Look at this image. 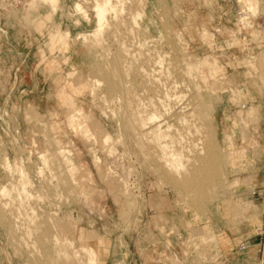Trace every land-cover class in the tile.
<instances>
[{"label": "rangeland", "instance_id": "rangeland-1", "mask_svg": "<svg viewBox=\"0 0 264 264\" xmlns=\"http://www.w3.org/2000/svg\"><path fill=\"white\" fill-rule=\"evenodd\" d=\"M246 1L81 0L87 19L0 0V264H261L264 203L243 194L264 182V0Z\"/></svg>", "mask_w": 264, "mask_h": 264}, {"label": "bare ground", "instance_id": "bare-ground-1", "mask_svg": "<svg viewBox=\"0 0 264 264\" xmlns=\"http://www.w3.org/2000/svg\"><path fill=\"white\" fill-rule=\"evenodd\" d=\"M44 2H47L49 5H50V7L52 8V11L51 12H55L56 10H58L57 8H58V4H59V0H43ZM85 1V0H84ZM102 1L103 0H95V4H94V7H93V11H94V13H95V17L97 16V17H104L105 16V14H106V10L104 9V7H106V5L108 4V3H110L111 5H113V0H106V2H105V4L104 3H102ZM115 1H118V0H115ZM244 1H246V0H244ZM97 2V3H96ZM243 2V1H242ZM32 4V3H31ZM62 4V3H61ZM60 4V5H61ZM74 4V3H73ZM244 4H248L247 3V1H246V3H244ZM249 7V9L248 10H250V11H252V13H253V10H254V7H253V5H248ZM63 7V6H62ZM247 7V6H246ZM70 8H71V6H70ZM70 8H68V9H70ZM27 9H28V7H27ZM61 9V8H60ZM59 9V10H60ZM51 10V9H50ZM246 10H247V8H246ZM74 11H75V14H76V12L78 13V15H83V17L84 18H87V19H89V16H88V13H87V11H86V9H85V7H84V5H83V2H81V0H80V2H76L75 3V6H74ZM245 12V11H244ZM243 12V13H244ZM53 14H55V13H53ZM58 14V13H57ZM71 14V13H70ZM143 14V13H142ZM248 13L247 12H245L243 15H242V19H245V18H247L246 17V15H247ZM69 15V14H68ZM94 15V14H93ZM139 15H140V17H141V13H139ZM139 15H138V21L137 22H139V20H140V17H139ZM71 16V15H70ZM74 18V17H73ZM72 18V19H73ZM68 19V18H67ZM70 19V18H69ZM71 20V19H70ZM246 20V19H245ZM99 85L101 84V82H100V80H97L96 81ZM69 100V99H68ZM73 113H81V110L80 109H78V110H76L75 109V111L73 112ZM155 119H156V116L155 115H153L152 117H150L149 119H148V121H155ZM161 126L160 125H158V128H160ZM159 131V130H158ZM33 143V142H32ZM5 163L7 164V166L9 165V162H7L8 160L7 159H5ZM9 167H11V165H9ZM42 171V170H41ZM40 171V172H41ZM22 178H25L24 177V175H23V177ZM5 189H7L8 187L9 188H11L12 186H9V185H4L3 186ZM15 187V186H14ZM23 188H24V186H22ZM25 190V189H24ZM24 192V191H23ZM22 192V193H23ZM26 193V192H25ZM25 195V194H24Z\"/></svg>", "mask_w": 264, "mask_h": 264}, {"label": "crops", "instance_id": "crops-1", "mask_svg": "<svg viewBox=\"0 0 264 264\" xmlns=\"http://www.w3.org/2000/svg\"><path fill=\"white\" fill-rule=\"evenodd\" d=\"M254 9H255V11H256V5H255V2H254ZM243 14V13H242ZM241 14V15H242ZM254 14V13H253ZM241 15H240V18H241ZM264 19V18H263ZM3 31L4 32H6L4 29H3ZM37 41L35 40V41H33V48H35L36 47V45L34 44V43H36ZM38 48V47H37ZM40 51H38V50H34L33 49V51H30L29 52V56H31V57H33V59H34V61L35 62H33L32 63V66H31V69H30V72H31V74L33 75V76H35V78H37L36 79V82L35 83H33V86H32V88L33 89H40L41 88V85H42V82H41V80L37 77L38 75H40V74H44L45 72H46V67H44L45 65L43 64V63H40L39 61H38V59H40L41 58V54L39 53ZM0 53L2 54V49L0 50ZM15 55H17L18 57L19 56H23L24 55V53L23 52H21V51H17L16 53H15ZM24 56H28V55H24ZM39 63H40V65H39ZM1 67H5V66H1ZM8 70H11V71H14V74H18V72H19V70H20V68L18 67V66H12V68L10 67ZM15 85H16V83H14ZM62 91V90H61ZM64 91H62L61 92V96L63 97L64 96ZM242 105H244V104H242ZM241 106V105H240ZM255 107V105H250L249 106V108L247 109V112H251V113H253V112H255V110L256 109H253ZM263 188H264V182L262 183V184H260V186H259V190H263ZM253 191V188L252 189H246L244 192V194H243V196H248V197H253L252 196V194H251V192ZM254 199V198H253ZM256 240H254V242H255Z\"/></svg>", "mask_w": 264, "mask_h": 264}, {"label": "built area", "instance_id": "built-area-1", "mask_svg": "<svg viewBox=\"0 0 264 264\" xmlns=\"http://www.w3.org/2000/svg\"><path fill=\"white\" fill-rule=\"evenodd\" d=\"M5 1L9 3L8 5L10 7H12V6L18 5L21 0H5ZM249 106L250 105H248V104H244L242 106H239V108L245 110V109L249 108ZM0 116H2V115H0ZM7 129H8L7 132H5L2 129L4 131V133H5L6 136H8L9 134L14 135L15 133L16 134H19V131L18 130L17 131H14V133H13V132H11V130H9V127H7ZM238 133H240V131ZM254 134H256V132ZM251 194H252V196H253V198L255 200L259 197L261 199V201L264 203V189L263 190L253 189V191L251 192ZM261 236H262V234H261ZM246 245L247 244H244L243 246H241L240 251H243L246 248ZM257 246L259 247L260 250H263L264 251V240H262L260 238V242H259V244H257ZM263 257H262L261 264H264V258Z\"/></svg>", "mask_w": 264, "mask_h": 264}]
</instances>
